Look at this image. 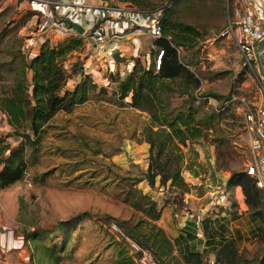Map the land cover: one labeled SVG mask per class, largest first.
I'll list each match as a JSON object with an SVG mask.
<instances>
[{"label":"rangeland","instance_id":"rangeland-1","mask_svg":"<svg viewBox=\"0 0 264 264\" xmlns=\"http://www.w3.org/2000/svg\"><path fill=\"white\" fill-rule=\"evenodd\" d=\"M148 1L156 7L170 4L172 18L196 29L195 41L179 48L180 58L199 79L193 91L201 96L213 95L223 105L203 128L201 139L212 147L215 168L230 172L244 169L249 150L241 112L254 109L262 95L256 64L244 65L235 39L222 34L239 9L240 0ZM38 21L26 0H0V96L9 93L17 75V58L12 60V54L29 50L22 46L36 32ZM73 55L77 54L73 52L69 60L65 59V67L75 59L82 64ZM152 57L157 58L151 53L149 59ZM73 74L65 87L72 83ZM108 97L106 92L91 95L83 103L59 110L43 125L34 146L25 147L22 177L0 191V264H113L121 247L138 259L128 244L131 239L109 225L112 220L106 215L130 221L138 217L139 212L119 198L120 189L129 181L120 178V173L142 174L139 165H144V157L135 152L138 162H131L126 147L140 140L147 114ZM180 100L172 96L170 103L178 105ZM193 105L200 114L210 112L212 107L203 99ZM1 113L0 132L5 134L10 127ZM180 147L183 153L185 144ZM192 153L186 161L182 154V166L198 160L197 153ZM119 156H124L123 160ZM196 165L191 169H198ZM138 183L136 187L144 192L147 185ZM166 185L149 186L171 193L167 199L151 197L159 214L166 201L177 207L185 204L184 191ZM208 202L217 206L221 199L219 203ZM249 217L256 219L258 233H244L246 243L238 239L236 249L240 257L254 264L264 253V211L258 217ZM208 258L205 255L202 264H215L214 258L210 262Z\"/></svg>","mask_w":264,"mask_h":264},{"label":"trees","instance_id":"trees-1","mask_svg":"<svg viewBox=\"0 0 264 264\" xmlns=\"http://www.w3.org/2000/svg\"><path fill=\"white\" fill-rule=\"evenodd\" d=\"M118 1L129 2L141 10L158 9L161 35L152 41L154 48L151 53L157 55L161 52L157 61L154 57L147 64L136 60L131 70L118 81L115 102L125 103L147 114V121L140 129V140L148 145L147 161L141 175H132L128 171L120 173V178L129 181L120 189L119 198L139 212L137 219L130 221L106 216L112 220L111 224L120 229L122 237L147 249L157 264H201L199 251L190 250L179 256L172 254V241L154 222L159 216L155 201L135 185L144 180L150 187L157 182L158 186L168 184L183 191L188 189L181 175L183 153L180 145L201 138L204 135L203 128L214 118L213 113H217L211 107L210 112L200 114L193 105L197 99L206 100V96H214H201L193 91L199 79L182 62L179 54L180 47L195 41L197 31L193 25L172 18L170 4L156 7L148 0ZM82 45L83 38L73 33L54 45L43 40L35 54L30 50L12 54V60L13 57L17 58V75L9 93L0 96V112L13 130L8 134L20 137V141L11 146L4 137H0V189L22 177L26 163L25 147L34 146L41 128L56 112L83 103L91 95L105 93L104 88L98 87L85 72L79 59L72 61L69 67L64 65L65 59L79 51ZM72 72L77 80L70 89H63ZM126 96L129 97L128 102L124 100ZM172 96L181 98L178 105L170 103ZM227 182L232 186H240L252 217L262 215L263 192L244 169L232 170ZM213 250L215 264H249L239 256L230 239L221 242ZM113 264L137 262L121 247ZM254 264H264V253Z\"/></svg>","mask_w":264,"mask_h":264},{"label":"crops","instance_id":"crops-1","mask_svg":"<svg viewBox=\"0 0 264 264\" xmlns=\"http://www.w3.org/2000/svg\"><path fill=\"white\" fill-rule=\"evenodd\" d=\"M58 1L60 4L58 3L56 6H53L54 17L63 18L65 22L67 20L82 28L91 24V14L96 11L98 13L103 12L97 6L105 3L116 4L121 7L120 10L105 11L106 17H111L112 19L114 30L127 31L131 27V24H135L138 21V14L135 13L138 10L129 2L111 3L108 0ZM36 33L37 36L34 44L29 47L30 52L34 54L38 52L41 41L47 40L50 45H54L68 36L57 28L47 26ZM152 41V39L144 35L134 33L121 37H111L103 50L96 54L93 52V45L83 40L82 48L79 51H75L77 55H73L72 57L77 56L82 60V67L85 68L86 66L85 72L91 76L93 82L98 87H103L106 95L109 96L108 98L111 101H115L116 96H118V81L123 79L131 70L134 62L136 60L142 64H145V61L149 62L151 50L154 48ZM257 48L256 68L260 80L264 82V37L257 43ZM73 77L70 78L72 83L66 85V87L64 86L65 88L63 89H70L73 86L77 80L76 76L73 75ZM124 100L128 102L129 97L126 96ZM2 116L6 121L5 115L2 114ZM11 129L10 127L9 131L5 134H1L0 132V137H4L11 146H15L20 141V137L9 135L8 133ZM147 148V143L141 140L136 142L131 141L126 147V150L131 153L129 155L131 162L137 163L136 156L138 155L144 157L142 160L144 165H139L142 172L146 166ZM211 148V145L207 146L206 142L201 138L186 142L183 148L184 161H186L187 157L190 158V153L192 156L194 155L192 152L197 153L198 160L195 159L194 163L183 164L182 166L181 175L188 185V189L182 193L185 204L177 207L174 203L170 205L169 201H166L160 208L161 212L156 219V224L163 229L166 236L173 243L172 254L179 256L181 253L190 250L199 251L201 253V260L207 255L209 257L208 262L211 261V258H214L213 248L221 242L230 239L236 247V242L238 239H241L240 242L245 244L246 242L243 240L244 233L251 232V234H254L257 232V228L259 229L256 219L251 220L249 217L240 186L228 184L227 180L230 171L213 166ZM123 157H120V159L123 160ZM195 163H197L196 167L198 169H191L195 167ZM138 184L147 185V189L143 191L148 192L152 198L158 195L160 197L161 195L164 199H167L168 196H171V193H165L166 191L164 192L162 189L150 188L144 180L139 181ZM8 186L0 189V191ZM167 186L170 185L167 184L165 187ZM219 186L222 190L224 189V194L220 196L221 202H218L217 206H212L208 202L207 194L211 189H216ZM172 214L177 215L174 216Z\"/></svg>","mask_w":264,"mask_h":264},{"label":"built area","instance_id":"built-area-1","mask_svg":"<svg viewBox=\"0 0 264 264\" xmlns=\"http://www.w3.org/2000/svg\"><path fill=\"white\" fill-rule=\"evenodd\" d=\"M26 1L33 14L39 17V21L35 27L37 28L36 32L47 26L57 28L66 35L77 33L83 40L93 45L96 54L103 50L111 37H121L134 33L154 40L161 35V28L158 22V9L150 11L137 9L138 11L135 13L138 14V21L135 24H131V27L127 31H116L113 29L114 25L112 24L111 17L107 18L105 11H116L120 10L121 7L116 4H100L97 8L103 12L98 13L96 11L91 14V24L83 28L82 32H78L73 27L68 26L65 19L54 17L53 6L59 3L58 0ZM36 32L22 48H29L34 44L37 36ZM222 34H229L235 39L241 51L244 65L256 64L258 55L257 43L264 37V0H240L239 9L232 16V20L227 23ZM160 52L156 55V61ZM260 88L262 97L255 103L254 109L243 110L241 115L249 150V157L244 170L253 178L255 185L264 195V82L262 80H260ZM205 98L213 109L219 110L222 108L223 105H220L215 97L206 96ZM222 194H224L222 188H216L211 189L207 197L209 201L219 202ZM110 225L116 228L114 224ZM128 241L130 248H134V254L137 253V264H157V261L147 249L139 247L132 240Z\"/></svg>","mask_w":264,"mask_h":264},{"label":"water","instance_id":"water-1","mask_svg":"<svg viewBox=\"0 0 264 264\" xmlns=\"http://www.w3.org/2000/svg\"><path fill=\"white\" fill-rule=\"evenodd\" d=\"M66 23H67L68 26L73 27V28L76 29L78 32H82V30H83L82 27L77 26V25H75V24H73V23H71V22H69V21H67V20H66Z\"/></svg>","mask_w":264,"mask_h":264}]
</instances>
